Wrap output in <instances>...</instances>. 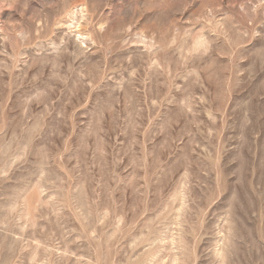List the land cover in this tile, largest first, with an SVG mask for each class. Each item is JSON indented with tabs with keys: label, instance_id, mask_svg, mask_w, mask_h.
<instances>
[{
	"label": "rangeland",
	"instance_id": "obj_1",
	"mask_svg": "<svg viewBox=\"0 0 264 264\" xmlns=\"http://www.w3.org/2000/svg\"><path fill=\"white\" fill-rule=\"evenodd\" d=\"M0 264H264V0H0Z\"/></svg>",
	"mask_w": 264,
	"mask_h": 264
}]
</instances>
